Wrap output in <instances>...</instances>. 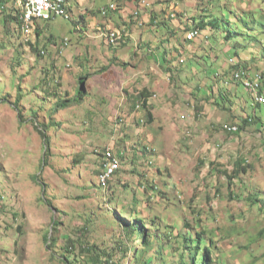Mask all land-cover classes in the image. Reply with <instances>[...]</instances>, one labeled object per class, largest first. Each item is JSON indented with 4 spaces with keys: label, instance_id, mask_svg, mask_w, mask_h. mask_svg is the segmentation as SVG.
<instances>
[{
    "label": "rangeland",
    "instance_id": "rangeland-1",
    "mask_svg": "<svg viewBox=\"0 0 264 264\" xmlns=\"http://www.w3.org/2000/svg\"><path fill=\"white\" fill-rule=\"evenodd\" d=\"M105 1L96 0V7ZM114 2L126 10L121 1ZM0 3V264H93L94 250L88 253L81 248L94 244L98 251L106 249L111 255L108 264H180L184 222L211 234L205 237L207 243L213 240L212 264H264V128L260 132L256 119L242 128L244 118L256 116L251 96L235 102L244 113L239 133L226 132L227 125L223 130L228 122L209 134L198 133L214 152L177 143L171 170L181 194L172 181L171 188L166 187L169 179L147 176L138 166L126 170L130 179H117V185L108 189L109 182L104 185L99 175L100 164L105 149L106 160L108 152L117 156L114 148L119 150L130 140L125 125L128 117L119 113V100L127 95L121 80L124 67L130 65L125 60H130L136 43L124 41L117 48L121 59L116 61V52L109 49L108 55L103 47L107 43L101 31L108 25L91 31L86 22L83 33L75 28L81 19L78 14L75 21L64 17L40 21L24 34L9 17L14 6L21 11L16 0ZM76 6L72 1L69 4L77 13ZM137 24H144L142 17ZM255 24L250 22L264 42V27ZM188 57L183 66L187 78L197 74L200 81L203 74H211L215 63L210 58L203 61L202 68H195L192 56ZM81 78H85V94L80 103L73 104L83 84ZM17 99L21 119L14 106ZM65 101L69 105L61 106ZM221 103L218 113L233 121L232 105L225 108ZM137 108L142 109L143 103ZM146 132L143 129L141 134ZM222 149L226 151L221 159L218 151ZM140 157L138 165L143 167L146 161ZM241 158L252 167L248 174L230 179L226 174ZM116 165L121 167L120 158ZM250 194L259 196L253 197L255 205L248 200ZM122 208L125 211L120 213ZM137 218L149 226L156 219L151 231L158 232L153 248L138 258L131 249L136 242L124 229L125 223ZM47 236L54 242L53 248L48 246ZM70 239L76 244L74 253L65 249ZM159 250L164 260L158 257ZM108 256L103 254L102 264H107ZM189 262L186 257L185 264Z\"/></svg>",
    "mask_w": 264,
    "mask_h": 264
},
{
    "label": "crops",
    "instance_id": "crops-1",
    "mask_svg": "<svg viewBox=\"0 0 264 264\" xmlns=\"http://www.w3.org/2000/svg\"><path fill=\"white\" fill-rule=\"evenodd\" d=\"M71 1L77 5V13L69 7L72 17L70 20L75 21V15H81V19L75 22L76 29L80 27V31L84 33L83 24L86 22L91 31L98 29V26L108 25L115 27L114 30L125 27L128 34L125 42L127 40L136 43L131 47L130 60H125L130 65L127 69L124 67V77L121 80L127 95L119 100V113L124 118L128 117L125 125L130 130V140L119 150L112 146L116 154L123 157L122 172L115 178L114 185H117L118 180L130 179L126 170L133 171L138 166L143 168L141 171L147 176L151 174L156 179H169L166 187L170 189L169 184L172 181V187L181 194L179 184L173 182L176 177L171 170L172 165H175L172 159L177 153V143L179 146H190L193 150L214 152V149L209 150L210 146L205 142V137L203 136L202 141L198 133L209 134L224 122L240 123L244 113L235 102L242 100L245 95L252 97L249 91L238 87L240 85L232 81L228 59L235 57L242 65L261 72L264 77V68L260 70L261 64H264V54L256 49L259 47L263 52L264 42L259 38L250 39L251 36L258 37L255 29L242 26V36L238 37V40L234 38L229 41L223 39L225 33L215 31L213 35L214 32L207 29L205 34L212 35L209 41L205 40V34L188 41L186 26L191 25V20L197 18L202 10L225 14L226 19L231 20L232 25L236 27L249 16L264 23V0H146L148 5L140 3L141 0H119L126 6V10L112 11L108 16L101 14V8L115 0H107L99 7H96V0H67L68 6ZM83 4H88V7L84 8ZM138 9L144 22L141 26L133 15ZM108 27L101 31L106 40V33L113 30ZM164 36L166 37L163 39ZM106 43L105 46H108H103L106 53L109 55L108 50L112 49L116 52V61L119 57L121 59L117 54L120 50ZM188 54L192 56L195 68H202L203 61L210 58L215 63V66L211 67V74H203L202 77L198 74L200 81L196 79L197 74L193 77L190 73L187 78L183 66L186 65L187 59L189 60ZM220 99L224 106L232 105L230 107L233 117L231 114H228V117H232L233 121H227L225 114L218 113V105H223ZM145 101L154 117L153 122H147L148 124L143 123V118L146 117L144 107L137 108L140 102H143L144 106ZM252 107L256 116L262 120L256 121V127L260 128L261 132L264 128V106L256 108L252 103ZM238 109L240 112H237ZM189 112L194 115V119ZM226 125H223V130ZM143 129L147 132L141 134ZM188 131L191 133L188 134ZM169 134L173 135V140L169 141ZM224 151L226 149L218 151L221 159L225 158ZM140 156L146 161L143 167L138 165ZM148 164H153V167Z\"/></svg>",
    "mask_w": 264,
    "mask_h": 264
},
{
    "label": "trees",
    "instance_id": "trees-1",
    "mask_svg": "<svg viewBox=\"0 0 264 264\" xmlns=\"http://www.w3.org/2000/svg\"><path fill=\"white\" fill-rule=\"evenodd\" d=\"M2 3H0L1 5ZM64 6L69 9L68 3L64 2ZM3 8H5L4 5H2ZM203 12L197 17V18H193V24L191 23V25H187V29L185 30V32H188L191 30H198L199 34L204 33L205 30H211L213 31V35H215V31L216 32H222L224 34L223 39L224 40H233L234 38H236V40H238V37L240 38V36H242V26L246 29H252V26L250 25V22H256L255 25L261 24L262 26H264V23H262L261 21H259L257 19V21L254 18H250L247 17L246 20H244L243 22L241 21L239 24L236 26L232 25V21L231 20H227L225 14H217L214 13L216 11L210 12V11H206V10H202ZM18 10L16 9V7L14 6V8L10 11L9 17L10 19L13 18V20L18 23L19 22V17H18ZM8 17V18H9ZM66 19H70L67 17H64ZM137 22V21H136ZM165 23V22H163ZM194 26L196 27V29H194ZM254 30V29H252ZM171 32L173 33V30H171ZM39 33V30H38ZM174 34V33H173ZM199 36V35H198ZM205 37L207 38V40L209 41L210 38L212 37V35L209 34H205ZM186 39L188 41H191L190 39L187 38L186 35ZM250 39H258L257 36H251ZM228 62L231 66V76L233 77L234 80L239 81L243 86L244 83L241 79L236 78V71L237 70H246V71H251V67L246 66V65H242L238 59H236L235 57L233 58H229ZM172 78V77H171ZM85 78H81V83L84 82ZM262 80V79H261ZM264 82V80H262V83ZM84 83L81 84V87L78 91V96L75 97L72 101L73 104H77L80 103L82 101V97L84 96L85 92H84ZM247 89H249L247 87ZM262 90H264V85L262 86ZM0 100H2L0 98ZM19 99L16 100V102H14V106L15 108L18 110L19 112V117L21 119V111L19 108ZM68 101H65L61 104V106H68L69 104H67ZM144 111L146 112V120L148 123H152L154 120L153 114L151 113V110L149 109L146 101L144 102ZM259 107H263L260 104L256 105V108ZM254 119H260V117L258 116H249L247 118L243 119V124H242V128L243 127H247L249 126L252 121ZM21 121V120H20ZM262 121V120H261ZM45 128V126H43ZM40 134L43 135L44 137L46 136L44 129L39 130ZM46 144H48V140L47 138L45 139ZM115 151V150H114ZM103 157L101 159V168L99 170V175L101 174V172L103 171L104 165H105V152L106 149L103 151ZM110 153V152H108ZM120 159H121V163L123 161V157L122 155L116 154ZM116 156H111L112 158H115ZM123 165V164H122ZM122 165L121 168H119L115 174L113 175L112 180H109V184H108V189L111 187L112 184H114L115 182V178L118 176V174H120V172H122ZM235 167L233 169V171L230 174H226L230 179H236L239 178L240 176H242V174H248L250 167H252L251 164L247 163V160L245 159H238L235 162ZM226 173V172H225ZM38 177V176H37ZM36 177V179H37ZM242 195V194H240ZM248 200L251 201L252 205H255V200L253 199V197L258 198L259 196H253L250 194V196H248ZM191 202H193V196L191 198ZM191 205V204H190ZM191 208H193L191 206ZM194 209V208H193ZM123 211H121L120 213H123L125 210L122 208ZM57 224V222H55ZM157 225L156 219H153V223L149 226L147 224V222L142 219V218H137L136 220L129 222V223H125L124 229L126 231V235L129 237V239L134 242H136V244L134 246H132L131 249H133V252L135 253V257L138 258L140 256L143 257V253L145 255V253L148 252V250H150L151 248H153L152 246L154 245V237L156 238V236H158V232L155 231H151V228H153L154 226ZM183 226H185V230H186V234L183 237V241H184V245L180 246L179 248L181 249V255H180V264H185V260L186 257H188L191 262L187 263V264H212V261L210 260L211 258V251H212V243L213 240L209 239L208 243H207V238L205 237V235H211L210 233L207 232V229H195L192 227V224L189 222H184ZM174 229V228H173ZM180 232V231H179ZM262 233V232H261ZM50 237L47 236V242H48V246L51 248L54 247V242H49ZM125 244V243H124ZM140 247V248H139ZM125 253L128 252V249L121 247ZM66 251L70 252V253H74L75 249H76V244L75 241H72L71 239L69 240V242L66 244L65 247ZM83 251L88 250V253L90 252L89 250H94L92 256L90 257V260L92 261L93 264H102V258H103V254H106L107 256L109 255L106 249L98 251L97 249V245H89L88 247L85 246L83 248H81ZM92 252V251H91ZM143 252V253H142ZM201 253V254H200ZM157 255L158 257L162 258L163 255L161 253V250L157 251ZM111 257V255L108 256V260H107V264L111 261V259L109 258ZM163 259V258H162ZM164 260V259H163ZM66 261H68V259L66 258ZM148 262L147 260H145V263ZM71 264V263H70Z\"/></svg>",
    "mask_w": 264,
    "mask_h": 264
},
{
    "label": "built area",
    "instance_id": "built-area-1",
    "mask_svg": "<svg viewBox=\"0 0 264 264\" xmlns=\"http://www.w3.org/2000/svg\"><path fill=\"white\" fill-rule=\"evenodd\" d=\"M140 3L148 4L146 0H141ZM56 0H24V9H25V19H24V27L22 31L27 33L30 28H37L38 23L40 21H49L57 17H66L65 12L61 11L60 14H51L50 13V5H59ZM121 9L117 6L115 2L106 5L105 8H101V14L103 16L108 15L112 11H120ZM133 15L137 17V20L141 19L140 12L135 10ZM115 28V27H114ZM114 28H112L114 30ZM123 36H125V32H123ZM196 36V35H193ZM235 73L238 74L239 77L246 78L250 82H256L257 87L260 90V97L258 99L264 100V91L262 90V81L257 78V72L248 71L246 74H239V70ZM238 125H230L227 124V132L235 133L239 132ZM108 160L111 159L110 153L106 158V162L103 169H109V174L116 171L117 165L115 162V168H108ZM102 179L104 180L107 176H102V172L100 174Z\"/></svg>",
    "mask_w": 264,
    "mask_h": 264
},
{
    "label": "bare ground",
    "instance_id": "bare-ground-1",
    "mask_svg": "<svg viewBox=\"0 0 264 264\" xmlns=\"http://www.w3.org/2000/svg\"><path fill=\"white\" fill-rule=\"evenodd\" d=\"M56 1L58 3H61V4H59V5H50V13L51 14H60L61 11H64L65 12V16L67 18L71 19L72 17H71L70 10L68 11V9L64 6V2H67V0H56ZM16 3H17L16 5H18V7L21 8V11L18 10V14H19L18 15V17H19L18 25H19V28H21V30H22V28L24 27V19H25L24 0H16ZM194 29H196L195 26H194ZM30 30L33 31V28H30L27 32H29ZM198 30H199V28H198ZM198 30H192V31L190 30L188 32V34H187V38L190 39V40H193L195 37H197L199 35ZM123 32H125V36H123ZM193 35H196V36H193ZM105 36L107 38L106 42H108L110 44V46H112L114 48H118L125 41V38L127 36V30H126L125 27H121V28H118V29H115V30H112V31L106 33ZM183 61L184 60L182 59L181 62H183ZM247 72L248 71H246V70H240L239 74H246ZM236 78L241 79L243 81L244 85H245L244 87H246V88L248 87L249 88L250 92L253 95L255 104L264 105V100L263 99H258L260 97V90L257 87L256 82H250L246 78L239 77L237 73H236ZM257 78L259 80L262 79V75L260 73H258V72H257ZM140 103H143V102H140ZM235 133H237V132H235ZM111 156H113V155H111ZM117 161H119V158L117 156L115 158H112V160H108V168H109L110 165H111L110 168H114L115 167V162H117ZM117 168L119 169L121 167H119V165H117ZM113 173L114 172L109 174V169H103L102 176H107L104 180L100 176L101 177V181H102V183L104 185L107 184L109 180H111V177L113 176Z\"/></svg>",
    "mask_w": 264,
    "mask_h": 264
},
{
    "label": "clouds",
    "instance_id": "clouds-1",
    "mask_svg": "<svg viewBox=\"0 0 264 264\" xmlns=\"http://www.w3.org/2000/svg\"><path fill=\"white\" fill-rule=\"evenodd\" d=\"M251 71H253V70H251ZM253 72H258V71H253ZM258 73H260L261 75H262V73L261 72H258ZM232 78V80H234L233 79V77H231ZM263 75H262V80H263ZM242 85V84H241ZM243 86V85H242ZM262 86H263V83H262ZM243 88H244V86H243ZM246 89V88H245ZM247 90V89H246ZM248 91V90H247ZM264 91V90H263ZM249 93L252 95V93L249 91ZM252 100H253V105H257V104H255V102H254V98H253V95H252ZM261 105V104H260ZM261 106H264V105H261ZM143 121H144V119H143ZM147 121V120H146ZM228 124V123H227ZM230 125H238L239 126V129H240V124L239 123H229ZM224 125V124H223ZM223 125H222V129H223ZM227 132V131H226ZM230 133V132H229ZM237 133H239V132H237ZM232 134H235V133H232Z\"/></svg>",
    "mask_w": 264,
    "mask_h": 264
}]
</instances>
